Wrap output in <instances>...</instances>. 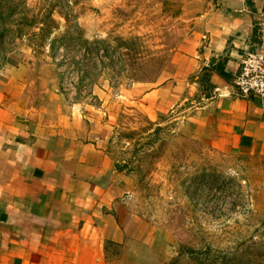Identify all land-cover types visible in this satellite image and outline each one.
<instances>
[{
  "label": "rangeland",
  "instance_id": "374dc122",
  "mask_svg": "<svg viewBox=\"0 0 264 264\" xmlns=\"http://www.w3.org/2000/svg\"><path fill=\"white\" fill-rule=\"evenodd\" d=\"M214 1L0 0L3 68L32 70L74 102L115 105L110 148L131 182L121 206L133 264H264V159L195 140L186 118L199 99L148 116L134 103L120 109L134 87L173 83ZM109 248L104 264L121 256Z\"/></svg>",
  "mask_w": 264,
  "mask_h": 264
},
{
  "label": "crops",
  "instance_id": "0c3cea01",
  "mask_svg": "<svg viewBox=\"0 0 264 264\" xmlns=\"http://www.w3.org/2000/svg\"><path fill=\"white\" fill-rule=\"evenodd\" d=\"M262 11L264 0H215L173 83L134 87L138 97L120 109L134 103L148 116L199 99L186 118L195 140L222 156L264 159V98L234 87L241 58L258 47ZM34 76L21 66L0 72V264H104L110 246L121 256L108 264H133L121 206L131 182L110 148L115 105L74 102Z\"/></svg>",
  "mask_w": 264,
  "mask_h": 264
},
{
  "label": "built area",
  "instance_id": "2783aa9c",
  "mask_svg": "<svg viewBox=\"0 0 264 264\" xmlns=\"http://www.w3.org/2000/svg\"><path fill=\"white\" fill-rule=\"evenodd\" d=\"M258 29V47L241 58L238 74L234 79L236 94L242 98H264V11L260 13ZM2 68L3 60L0 57V72Z\"/></svg>",
  "mask_w": 264,
  "mask_h": 264
}]
</instances>
